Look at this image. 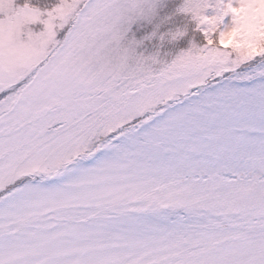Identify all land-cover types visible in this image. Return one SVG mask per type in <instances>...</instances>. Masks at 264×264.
I'll return each mask as SVG.
<instances>
[{"label": "snow or ice", "instance_id": "1", "mask_svg": "<svg viewBox=\"0 0 264 264\" xmlns=\"http://www.w3.org/2000/svg\"><path fill=\"white\" fill-rule=\"evenodd\" d=\"M0 264H264V0H0Z\"/></svg>", "mask_w": 264, "mask_h": 264}]
</instances>
